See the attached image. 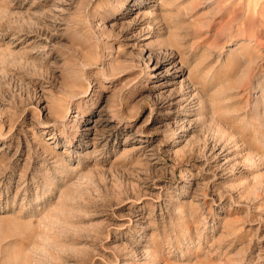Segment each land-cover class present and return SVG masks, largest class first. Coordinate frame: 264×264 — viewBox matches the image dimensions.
<instances>
[{
	"label": "rangeland",
	"instance_id": "obj_1",
	"mask_svg": "<svg viewBox=\"0 0 264 264\" xmlns=\"http://www.w3.org/2000/svg\"><path fill=\"white\" fill-rule=\"evenodd\" d=\"M0 264H264V0H0Z\"/></svg>",
	"mask_w": 264,
	"mask_h": 264
}]
</instances>
